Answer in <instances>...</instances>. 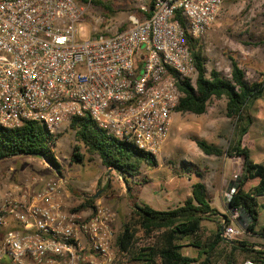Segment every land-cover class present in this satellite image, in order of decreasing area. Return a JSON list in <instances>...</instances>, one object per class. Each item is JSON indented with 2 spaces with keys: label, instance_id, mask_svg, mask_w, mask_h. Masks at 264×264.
Returning a JSON list of instances; mask_svg holds the SVG:
<instances>
[{
  "label": "built area",
  "instance_id": "2783aa9c",
  "mask_svg": "<svg viewBox=\"0 0 264 264\" xmlns=\"http://www.w3.org/2000/svg\"><path fill=\"white\" fill-rule=\"evenodd\" d=\"M93 1L0 0V127L36 122L58 134L90 115L158 155L183 97L178 84L196 77L185 35L203 39L227 0H132L143 14L153 1L152 16L131 14L126 30L87 38L80 24ZM37 181L0 188V264H116V212L100 204L76 211L63 180ZM244 233L228 226L224 236Z\"/></svg>",
  "mask_w": 264,
  "mask_h": 264
},
{
  "label": "trees",
  "instance_id": "16d2710c",
  "mask_svg": "<svg viewBox=\"0 0 264 264\" xmlns=\"http://www.w3.org/2000/svg\"><path fill=\"white\" fill-rule=\"evenodd\" d=\"M76 1L79 4L88 3V0ZM115 2L94 0L92 6L102 10L104 17H108L115 13ZM128 5L130 15L136 14L141 20L150 18L154 12L153 1H149L150 12L147 14L137 10L132 0ZM178 17L186 27V20L180 14ZM127 28L128 23L119 30ZM185 43L195 59L196 77L179 82L183 97L176 113L202 116L207 113L214 99L227 100L225 115L234 124L236 143H231L227 149L204 140H196V143L207 156L243 158L242 174L234 186L235 192L228 201L227 209L228 212L246 216L245 232L248 237L264 241V227L259 226V198L264 197V164L256 163L251 150L242 145L244 136L253 124L251 105L263 98L264 83H250L246 71L236 61L232 62L228 76L218 70L208 74L203 39L192 38L186 33ZM68 129L74 133L76 142L71 164L93 162L98 158L109 172L120 174L132 196L130 180L139 178L145 165L159 166L156 155L143 152L134 144L108 134L98 127L90 115L74 118ZM62 138L63 133L51 134L36 122H25L18 128L0 127V163L20 157L43 158L63 175L62 165L55 152ZM144 182L147 183V180ZM110 189L111 184L108 182L98 199L86 198L95 194H85L76 211L94 206ZM133 204L129 219L116 236V264H239L240 255L245 261L264 264V244L254 245L236 240L229 242L225 238L222 227L225 230L230 226L231 219L228 215H222V222L215 220L221 214L213 207L208 187L203 182L193 184L191 196L183 205L173 209L160 211L134 200ZM205 222L218 224L217 230L210 236H205ZM186 247L196 250L197 256L187 255L184 251Z\"/></svg>",
  "mask_w": 264,
  "mask_h": 264
},
{
  "label": "rangeland",
  "instance_id": "374dc122",
  "mask_svg": "<svg viewBox=\"0 0 264 264\" xmlns=\"http://www.w3.org/2000/svg\"><path fill=\"white\" fill-rule=\"evenodd\" d=\"M129 1L117 0L115 2V13L109 14L108 17H104L102 10L94 6L89 7L80 24V30L86 33L87 38L104 32L114 33L119 27L128 22L130 16ZM263 4L261 0L226 1L218 21L203 38L208 74L219 69L218 71L221 70L220 72L224 75H230L231 71L228 67L232 69V62L234 60L244 61V57L242 59L239 52L244 53L248 50L253 51L254 54H261V39L264 32ZM80 5L85 6L87 4L80 3ZM247 68L251 76L254 72L263 73L262 67ZM224 102L218 103L220 106L218 108V119L217 99L211 102L207 113L202 116L179 113L174 115L175 123H173L171 136L159 154L156 155L159 166L155 168L145 165L141 176L130 180L133 187V196L128 191L120 174L115 171L109 172L102 166L98 158L93 162L86 161L83 164H71V156L76 142L74 141V133L69 129L61 132L63 138L55 148L58 160L62 165L63 175L51 168L43 158H15L0 163V188L6 185H24L33 178L38 180V187H42L45 181L54 177H62L65 181L64 189L69 196L68 203L76 209L81 204L85 194L96 195L101 191L100 197L104 193L103 187L110 182V191L101 197L96 204L103 205L116 212L117 219L113 230L117 236L132 213L133 200L137 201V198L142 197L143 200L148 201L152 208L166 211L184 204L187 195L191 193V183L203 182L208 186L213 207L220 209L219 213L221 215H218L215 220L222 222V214L228 215L231 219L230 226L242 229L245 232L246 216L238 212H228V203L222 204L220 199L221 191L218 181L227 171L223 161L224 157L207 156L198 148L196 143V140H204L226 149L231 143H233L232 145L236 143L234 126L232 121L226 117L223 109ZM260 115L259 119H262ZM263 134L264 131L260 122L253 119V130L248 132V136L243 142L250 148L254 160L258 163H262V155H264L262 149L257 146L258 141L264 146ZM145 180H147V183L144 182ZM215 181L216 189L211 185ZM237 181L233 177V183L231 187L225 189V193L228 194ZM262 202L264 200L260 199V227H264ZM89 208L83 209V212L87 213ZM203 225L205 236H210L218 227L215 222H205ZM229 240L245 241L254 245L263 244L262 240L248 237L246 232L242 237ZM184 251L187 255L197 256L196 250L191 247H186ZM244 262H246L244 257L240 255L239 264Z\"/></svg>",
  "mask_w": 264,
  "mask_h": 264
},
{
  "label": "crops",
  "instance_id": "0c3cea01",
  "mask_svg": "<svg viewBox=\"0 0 264 264\" xmlns=\"http://www.w3.org/2000/svg\"><path fill=\"white\" fill-rule=\"evenodd\" d=\"M261 1L264 3V0H261ZM261 43H262V52H261V54H254L253 51H248L247 50L244 53L243 52H239V54L242 57V59L244 57V61L245 62L244 61H236V60H234V61L238 62L240 67L243 68L246 71V77H247V80L250 83H254V82H263L264 83V32L262 33ZM250 46H251V44H250ZM236 53H238V52H236ZM247 67H253L255 69H256V67H262L263 68V73L262 74H258L257 72H254L253 76H251L250 73H249V69ZM228 69L231 71L230 67H228ZM256 71H258V70H256ZM222 101L223 102L225 101L224 102L225 106H224L223 109H224V111H226V105H227V100L226 99L217 100V109L220 107L218 105V103L222 102ZM250 114L252 116V119H257L260 122L261 128L264 131V96H263V98L257 100L256 102H254L251 105ZM218 115H219V109H218V112H217V119H218ZM259 115L262 117V119H259ZM174 123H175V117H174ZM233 126H234V124H233ZM252 130H253V124L251 125L249 132L252 131ZM247 136H248V133L244 136L243 142L245 141ZM263 136H264V134H263ZM243 142H242V145L244 147H248ZM257 146H258V148L260 147L262 149V151L264 152V146H262L260 141L257 142ZM221 148L226 149L225 147H221ZM252 157H253V154H252ZM262 157H263V160L261 161L262 162L261 164H264V155H262ZM253 160H254V158H253ZM223 161L225 163V170H227L228 172L225 171L223 177H221V179L218 181V186L220 187L219 189L221 191V193H220V197L221 198L220 199L222 201V204H226V202L228 203V198H227V193H225V189L228 188V187H231V185L233 183V177L236 178V180H238V178L242 174V168H243L244 160L241 157L240 158L224 157ZM255 162L258 163L257 161H255ZM191 184L193 185L195 183H191ZM192 185H191V193H192ZM211 185H212L213 188L216 189V181L212 182ZM208 191H209V189H208ZM191 193H190V195H187V196L188 197L191 196ZM141 198L140 199L137 198V202L138 203H140V204L144 203V204L149 205L147 200L145 201V200H143V198L142 199ZM260 199L264 200V197L259 198V200ZM259 205H260V208H261V203H259ZM262 207L264 208V202H262ZM214 208H216V207H214ZM216 209L218 211H220L219 208H216ZM222 215H224V214H222ZM259 240H261V239H259ZM263 244H264V241H263Z\"/></svg>",
  "mask_w": 264,
  "mask_h": 264
},
{
  "label": "water",
  "instance_id": "95a60500",
  "mask_svg": "<svg viewBox=\"0 0 264 264\" xmlns=\"http://www.w3.org/2000/svg\"><path fill=\"white\" fill-rule=\"evenodd\" d=\"M51 167V166H50ZM51 168H53V167H51ZM61 180H63V182H65L64 181V179L62 178V177H59ZM101 194V191L100 192H98L96 195H94V196H86V198H92V199H97L98 197H99V195ZM137 210H139V211H141V209H137ZM225 230H224V227H222V232H224ZM229 242H232V241H230V240H228Z\"/></svg>",
  "mask_w": 264,
  "mask_h": 264
}]
</instances>
